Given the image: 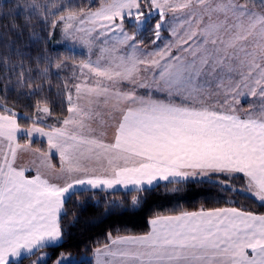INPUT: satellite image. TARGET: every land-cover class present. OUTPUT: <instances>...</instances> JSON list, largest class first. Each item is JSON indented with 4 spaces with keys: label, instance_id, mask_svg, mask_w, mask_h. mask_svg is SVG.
I'll return each instance as SVG.
<instances>
[{
    "label": "snow or ice",
    "instance_id": "obj_1",
    "mask_svg": "<svg viewBox=\"0 0 264 264\" xmlns=\"http://www.w3.org/2000/svg\"><path fill=\"white\" fill-rule=\"evenodd\" d=\"M196 7L202 10L195 20L198 31L172 27L173 42L137 55L143 41L125 31L126 20L134 29L150 24L155 43L169 13L190 9L192 16ZM78 23L91 28L65 22L64 35L83 31L89 46L97 28L99 36L120 34L116 46L101 49L110 54L105 66L81 64L93 74L83 88L75 86L87 104H73L69 96L71 115L61 126H41L38 116L25 128L14 111H0V264H18L25 253L58 246L65 205L81 186L141 191L157 181L216 177L226 191L239 193L230 182L240 178L244 191L264 204V104L243 112L239 107L245 95L264 99V8L256 12L238 0H102ZM37 111L51 114L47 106ZM105 115L116 120L110 142L91 134V122ZM21 132L27 143L19 142ZM33 136L46 138L47 150L32 147ZM28 152L42 157L40 165L56 180L39 168L26 175L31 169L16 162ZM53 153L59 155L58 170ZM137 203L133 196L132 205ZM149 223L143 235L109 233L110 244L95 250L96 264H264V213L201 208L157 215ZM33 264H47V254ZM56 264L75 262L61 253Z\"/></svg>",
    "mask_w": 264,
    "mask_h": 264
},
{
    "label": "trees",
    "instance_id": "obj_2",
    "mask_svg": "<svg viewBox=\"0 0 264 264\" xmlns=\"http://www.w3.org/2000/svg\"><path fill=\"white\" fill-rule=\"evenodd\" d=\"M260 11L264 0H238ZM35 2L32 9L29 4ZM102 0H0V111L11 109L22 127H30L39 116L41 126H60L68 116L69 90L79 84L78 66L88 55L68 47L63 39L65 22L60 17H80L96 11ZM55 25V26H54ZM128 34L137 32L136 41L145 50L168 43L171 31L152 43L150 24L141 31L129 26ZM68 41V40H67ZM72 44V43H71ZM169 44V43H168ZM60 67L57 68L56 65ZM47 106L51 114L37 111ZM24 133L21 142H28ZM32 146L47 150L46 142L32 140ZM57 159L56 156L53 158ZM215 179L178 180L158 183L137 190L75 191L65 205L61 226L63 239L58 246H47V264H54L59 255L69 256L75 264H95V250L109 244L116 236H139L150 231V220L157 215H176L181 211L209 210L217 207H238L256 214L264 213V204L244 193L246 181L230 182L233 189L226 191ZM138 203L132 205V197ZM39 254L24 257L18 264H30ZM17 264V262H13Z\"/></svg>",
    "mask_w": 264,
    "mask_h": 264
},
{
    "label": "rangeland",
    "instance_id": "obj_3",
    "mask_svg": "<svg viewBox=\"0 0 264 264\" xmlns=\"http://www.w3.org/2000/svg\"><path fill=\"white\" fill-rule=\"evenodd\" d=\"M173 4H182L185 3L186 0H170ZM239 2V1H238ZM240 3V2H239ZM242 4V3H240ZM251 8V7H249ZM255 11L257 9H254ZM192 11L190 9H178L173 15L172 13L168 14L167 20L164 23L163 27L167 31H171L172 27H176L178 32L181 31H187L191 27L192 30L198 31L197 24L195 23L196 17L200 15L201 9L199 7H196L194 9V15L189 16V12ZM94 12V11H91ZM259 12V11H256ZM84 15V14H83ZM82 15V16H83ZM81 17V16H80ZM79 17H77V21H65L68 23H72L74 25V28H84L88 29L91 28L90 24L80 25L78 23ZM146 25L141 26L138 30L141 31L143 28H145ZM99 32V28H97L95 31L91 33L92 43L91 46H89L86 41L90 39L88 35H86L83 31H75L73 37H66L64 35L63 39L66 40V42H69L68 47L72 48L75 51L83 52L88 55V60L86 63H91L93 66L97 65L99 63L100 66H105L108 63V60L110 58V54L107 51L102 52L101 49H111L113 46L117 45V39L119 38L120 34L119 32H116L115 34L108 33L106 36H99L97 33ZM64 34V31H63ZM165 33L161 31L160 38L164 39ZM68 40V41H67ZM72 43V44H71ZM167 41L165 40L164 46L167 45ZM141 49H137V55L143 57V54L145 52H152L153 50L145 51V49L140 51ZM121 51H124V49L121 48ZM127 51H131V49H127ZM142 54V55H141ZM143 67V66H141ZM78 73L82 75L81 77L85 78V81H87L88 77H93V74L89 72V69L82 68L81 64L78 66ZM142 75H148L150 78V74H143ZM126 85V82H125ZM123 86V85H122ZM245 93H247V89L243 90ZM259 91V89H257ZM246 104L244 107L243 104ZM261 104H264V99H261L259 96L257 97H251L248 95H245L240 98V105L241 111H247L249 109V106L259 107ZM244 193H246L243 190ZM46 254V251L40 250L38 256L31 261L30 264H33V262L40 256ZM56 264V263H55Z\"/></svg>",
    "mask_w": 264,
    "mask_h": 264
},
{
    "label": "crops",
    "instance_id": "obj_4",
    "mask_svg": "<svg viewBox=\"0 0 264 264\" xmlns=\"http://www.w3.org/2000/svg\"><path fill=\"white\" fill-rule=\"evenodd\" d=\"M250 9H252L253 11H255L254 8H250ZM174 39L175 38L171 36L170 39L168 40V43L173 42ZM138 47H139V49H141L140 51L142 53V51L144 49H142L139 45H138ZM162 47H164V46L157 45V47L153 51H155L158 48H162ZM145 51H149V50H145ZM92 80H93V77H90V76L88 77L87 81H85V78L84 77H80V80H79L80 83H79V85H81V87L83 88L86 84H88L89 81H92ZM122 87H124V86H122ZM124 90H127V89L125 88ZM139 92H140V94H143L144 90L143 89H140ZM68 93H69V96H71V98H72L73 104H80L81 106H84V105L87 104V97H86V95L83 92H81L80 96L78 97L77 96V93H76L75 87L70 88V90H69ZM243 106L245 107L246 104L244 103ZM99 110L100 111H103V112H106L107 111V109H105L103 105L100 106V109ZM70 115L71 114L68 113V116L66 118H68ZM115 123H116V120L110 118L107 115H105L103 117V121H101L100 118H97L96 120H94V121L91 122L92 130H93L91 134L92 135H95V136L102 137L105 140V142H110L112 140V137H113V128L115 126ZM22 134H23V132H21V133L18 134V140H19V142L21 144H24L25 142H21L20 141V137H21ZM31 139L32 140L33 139H38V140H42V141L46 142V138H42V137H39V136H33ZM46 144H47V142H46ZM54 156H56L57 159L54 160L53 159ZM41 159H42V157L37 156V155H35V154L31 153V152L21 153L20 156L17 159L16 164H17L18 167H25L26 169H31V171H26V175H28L30 177L36 175L37 168H39L40 171L46 177H48V178H50L52 180H56V176L50 174L46 168H44V167H42L40 165V160ZM51 163L56 167L57 170L59 169V167H60V160H59V155L58 154L53 153V155L51 157ZM90 167H91V165H90ZM97 174H102V169H100L98 166H97ZM215 178L216 177H205V178L196 177V178H189L187 180L215 179ZM178 180H181V179H176V180L170 179L169 181H178ZM163 182H168V181H157V182H154L150 186L149 185H144L143 188H149V187H152V186H154V185H156L158 183H163ZM83 189H90V188L88 186H81V187H78L77 189H75L74 191L83 190ZM96 190H134V189L133 188H123L122 186H120V187H117L115 189H103V188H101V189H96ZM27 256H29V254H27V253L23 254L22 257L19 259V261L22 258L27 257ZM95 264H96V258H95Z\"/></svg>",
    "mask_w": 264,
    "mask_h": 264
}]
</instances>
